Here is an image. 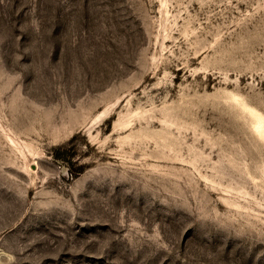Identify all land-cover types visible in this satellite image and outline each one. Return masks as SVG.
Listing matches in <instances>:
<instances>
[{
  "label": "rangeland",
  "instance_id": "rangeland-1",
  "mask_svg": "<svg viewBox=\"0 0 264 264\" xmlns=\"http://www.w3.org/2000/svg\"><path fill=\"white\" fill-rule=\"evenodd\" d=\"M260 120L264 0H0V264H264Z\"/></svg>",
  "mask_w": 264,
  "mask_h": 264
},
{
  "label": "trees",
  "instance_id": "trees-1",
  "mask_svg": "<svg viewBox=\"0 0 264 264\" xmlns=\"http://www.w3.org/2000/svg\"><path fill=\"white\" fill-rule=\"evenodd\" d=\"M68 153V151L66 150H64V151H62V152H58L57 153V155H56V158L58 159V160H60V161H66V154Z\"/></svg>",
  "mask_w": 264,
  "mask_h": 264
},
{
  "label": "bare ground",
  "instance_id": "bare-ground-1",
  "mask_svg": "<svg viewBox=\"0 0 264 264\" xmlns=\"http://www.w3.org/2000/svg\"><path fill=\"white\" fill-rule=\"evenodd\" d=\"M259 124H260V126H262V124H264V120H260Z\"/></svg>",
  "mask_w": 264,
  "mask_h": 264
}]
</instances>
